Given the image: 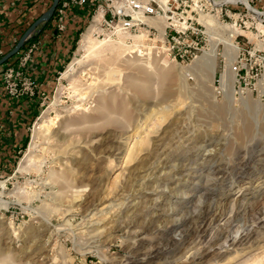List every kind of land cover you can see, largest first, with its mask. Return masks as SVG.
I'll return each mask as SVG.
<instances>
[{"label":"rangeland","instance_id":"rangeland-1","mask_svg":"<svg viewBox=\"0 0 264 264\" xmlns=\"http://www.w3.org/2000/svg\"><path fill=\"white\" fill-rule=\"evenodd\" d=\"M228 1L240 3L229 12ZM216 2L221 13L195 15L204 52L218 45L213 88L190 75L167 97L162 74L198 57L146 55L139 36L131 45L94 35L104 48L64 75L84 57L90 15L41 92L23 148L0 166V194L12 202L0 207V264H264V0ZM231 30L236 55L223 43ZM231 55L249 75L237 76L233 93L218 92ZM17 65L0 69L1 79ZM21 76L9 78L8 91L36 95L39 86ZM104 106L107 120L98 116Z\"/></svg>","mask_w":264,"mask_h":264},{"label":"built area","instance_id":"built-area-1","mask_svg":"<svg viewBox=\"0 0 264 264\" xmlns=\"http://www.w3.org/2000/svg\"><path fill=\"white\" fill-rule=\"evenodd\" d=\"M59 3L56 12V30L59 34L67 30L69 13L87 6L92 9L88 14L89 17L92 14L90 26L96 24V37L105 39L128 36L127 41L134 45L131 37L140 36L137 51L146 55L164 56L182 64L192 62L203 54L208 40L205 26L195 18V15L200 16V13L207 10L221 13L222 10L218 8L220 4L216 0H167L166 3L162 0H59ZM239 3L226 2V11L230 12L229 6ZM100 14L101 18L96 21ZM151 20H158L160 25L163 21L164 29L150 23ZM32 36L27 41H30ZM36 49L37 44L30 45L26 51L17 54H21L18 61L6 65L18 64V68H8L6 70L8 73L2 78L8 84L7 88H9V78L14 77V74L23 76L22 70L27 67ZM0 55H2L1 51ZM238 59L234 71L240 81L243 78L241 73L246 71L247 74L248 65L243 62L241 56Z\"/></svg>","mask_w":264,"mask_h":264},{"label":"crops","instance_id":"crops-1","mask_svg":"<svg viewBox=\"0 0 264 264\" xmlns=\"http://www.w3.org/2000/svg\"><path fill=\"white\" fill-rule=\"evenodd\" d=\"M53 2L54 0H0V50L16 46L25 26L43 16ZM89 10V7L72 10L67 18V30L61 34L54 28L55 19L47 27L41 24L35 32L39 35L25 45L23 50L26 51L30 45L37 44L27 67L22 70L32 84L39 86L36 95L35 92H24L15 96L8 91L0 77V166L11 163L27 141L30 125L39 113L41 92L45 93L54 83L55 74L59 73L70 57L75 36L89 19ZM20 55L8 64L18 61Z\"/></svg>","mask_w":264,"mask_h":264},{"label":"bare ground","instance_id":"bare-ground-1","mask_svg":"<svg viewBox=\"0 0 264 264\" xmlns=\"http://www.w3.org/2000/svg\"><path fill=\"white\" fill-rule=\"evenodd\" d=\"M101 16H102L101 14L99 16H97L96 21H98L101 18ZM204 20L211 21L210 18H207V17H206V19L204 18ZM157 21L151 20L150 23L159 24V21L158 22ZM95 32H96V24H93L92 26H90L88 31L84 34V36H83V38H82V40L80 42V44H81L80 50L85 52L83 59H79V58L75 59L71 63V65L69 66V69L67 70V72L64 75H67L69 72L74 71L75 67L77 65H80L85 60V58L90 57V56L91 57L92 56L95 57L98 53L101 52V49L104 48V45H105L104 43L95 42L92 39V37L95 35ZM231 32H232V36L229 39H224L223 43L226 45V47H228L227 48L228 52L230 51V52H232V55L233 54L236 55L237 51H238V46H236L234 44L235 43V39L234 38L236 36V31H232L231 30ZM119 37H122V36H119ZM124 37H128V36H123L122 38H124ZM218 53H219L218 52V45H217V43H214L212 45V47L208 51H205L202 56L198 57L197 61L194 64H192L191 66L179 67V69L177 68V70L173 66L169 70L164 72L162 74V77H161V84L165 83V82H168V84L167 83L164 84V85H166L165 88H164V96L167 97V95L171 92L170 85L172 83H174V84L176 83V84L180 85L181 88H183V84L182 83L184 82L186 84V80L188 79V77H190V75H195V77L198 79V81L204 82L205 84H207V86L213 88V85H214V82H215V79H216L217 67H218V64H217ZM232 55L228 56L229 61H228V64L226 66L225 72L222 75L221 87H219L217 89L214 87L215 90L218 91V92L220 90L224 91V92L227 91V90H229L231 93L234 92L233 91L234 90V83L237 81L238 78H237V73L234 71V63L236 61V58H232L233 57ZM259 87L261 88V92H263L264 91V79L260 81ZM127 88L129 90L135 91L136 93H140L141 96L145 95V96L149 97L151 95L150 87L148 88V87L144 86L143 88H140V87H138L135 84L130 82V84L127 85ZM185 88H187V87H185ZM142 94H144V95H142ZM138 96H140V95H138ZM247 103H249V102L247 101V102L244 103L245 104V108H247ZM228 107H230V104H229ZM228 107H227V105H223L222 107H220V106L217 107L216 108V110L218 111L217 113H220V114L224 113L226 111V109H228ZM107 108H108V106H104V108L102 107L100 109V112L98 113V116L101 117V119L105 118V116H106V113H105L106 111L105 110H107V111L109 110ZM97 112L98 111L96 110V114H97ZM106 120H105V122H106ZM39 130H40V128H39ZM249 130H250V125L249 124H246L244 127H242V129L240 130L241 137H244L242 135L247 134L249 132ZM171 167H172V165L171 166L162 167L161 169L163 171H164V169H166L165 170L166 172H164V174H166L167 170L171 171L173 169V167L172 168ZM169 168H171V169H169ZM172 172H173V170H172ZM156 179H159V178L156 177ZM203 201H204V199H203ZM11 204H12V202L4 201L2 199L1 194H0V207H5L6 209H8L11 206ZM19 262L20 263H18V264H23L22 260H20Z\"/></svg>","mask_w":264,"mask_h":264},{"label":"water","instance_id":"water-1","mask_svg":"<svg viewBox=\"0 0 264 264\" xmlns=\"http://www.w3.org/2000/svg\"><path fill=\"white\" fill-rule=\"evenodd\" d=\"M59 4V0H54L51 8L43 15L41 16L24 34L23 36L20 38L19 42L17 43V45L9 52L7 53L5 56H3L0 59V66H2L5 62H7L10 58L14 57L15 55H17L20 50L23 48V46L25 45L26 41L28 40V38L30 36H32L33 34H35L37 28L41 25V24H45L47 22H49L52 17L54 16V13L58 7Z\"/></svg>","mask_w":264,"mask_h":264},{"label":"trees","instance_id":"trees-1","mask_svg":"<svg viewBox=\"0 0 264 264\" xmlns=\"http://www.w3.org/2000/svg\"><path fill=\"white\" fill-rule=\"evenodd\" d=\"M59 5H60V3L58 4V7H59ZM51 6H52V4H50L48 7H47V9H46V12L51 8ZM57 7V8H58ZM87 7V6H86ZM83 8V7H82ZM82 8H77V10H81ZM88 8V7H87ZM56 12H57V9H56V11H55V13H54V16L52 17V19L49 21V22H47V23H45V25H44V27H47L54 19H55V30H56ZM92 12V9H90L89 11H88V13H91ZM39 18H37L36 20H33V21H31L29 24H27L26 26H25V29L23 30V32H22V34H21V36H20V38L23 36V34L38 20ZM83 29L84 28H80V30L78 31V34L77 35H79L82 31H83ZM39 34H35V35H33L32 36V38H35L36 36H38ZM76 35V36H77ZM76 36H75V39H77L76 38ZM31 38V39H32ZM75 41V40H74ZM27 42H29V41H27ZM27 42L25 43V45L27 44ZM75 43V42H74ZM25 45L23 46V48L20 50V52L25 48ZM15 47V46H14ZM13 47V48H14ZM13 48H11V49H7V50H5L4 51V55L3 56H5L7 53H9ZM2 56V57H3ZM17 55H15L14 57H16ZM1 57V58H2ZM14 57H12V58H10L7 62H5L2 66H0V68L1 67H4V66H6ZM0 58V59H1Z\"/></svg>","mask_w":264,"mask_h":264}]
</instances>
